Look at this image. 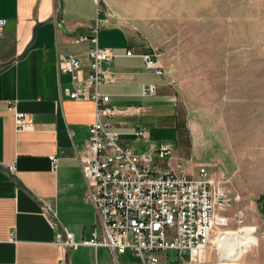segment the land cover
Returning <instances> with one entry per match:
<instances>
[{"label": "crops", "instance_id": "crops-1", "mask_svg": "<svg viewBox=\"0 0 264 264\" xmlns=\"http://www.w3.org/2000/svg\"><path fill=\"white\" fill-rule=\"evenodd\" d=\"M62 1L60 7L59 0H0L5 20L0 38V264H142L129 250L113 255L105 246L62 247L56 242L61 226L75 241L101 232L78 161L96 105L62 92L69 75L58 71L57 54H77L86 65L89 42L72 40L89 35L95 18L106 10H97L93 0ZM98 44L115 54L108 81L98 86L109 96L112 113L100 120L135 152L160 142L179 152L180 92L167 75L145 67L139 54L151 51L150 44L112 20L100 28ZM149 84L156 91L144 97L142 88ZM16 112L26 114L27 128H16ZM185 123L197 135L193 116ZM139 128L145 138H135ZM7 163L14 165L13 171Z\"/></svg>", "mask_w": 264, "mask_h": 264}, {"label": "rangeland", "instance_id": "rangeland-1", "mask_svg": "<svg viewBox=\"0 0 264 264\" xmlns=\"http://www.w3.org/2000/svg\"><path fill=\"white\" fill-rule=\"evenodd\" d=\"M97 6L107 24H124L150 44L139 56L157 54L162 75L180 92L174 155L189 160L192 174L205 167L232 198L226 223L213 227L201 259L184 254L182 261L169 251L167 264H219V242L211 238L250 226L258 243L238 264H264V0H98ZM189 115L197 135L185 123Z\"/></svg>", "mask_w": 264, "mask_h": 264}, {"label": "built area", "instance_id": "built-area-1", "mask_svg": "<svg viewBox=\"0 0 264 264\" xmlns=\"http://www.w3.org/2000/svg\"><path fill=\"white\" fill-rule=\"evenodd\" d=\"M94 2L98 5V0ZM4 24L0 18V38ZM106 24V18L96 17L89 35L72 40L75 44L89 42L86 65L77 54H57L58 71L69 75L62 92L70 99L90 100L96 105V119L78 161L86 197L98 214L101 232H94L89 240L75 241L72 233L61 226L56 231V242L62 247L105 246L113 255L129 250L142 264H167L169 251L182 261L184 254L188 261H199L210 244L213 227L226 223L223 211L232 198L205 167H199L196 174L186 170L189 160L174 155L167 143L135 152L131 146L121 144L119 133L100 120L101 115L112 113L109 96L98 90L108 81L115 57L109 47L98 44L97 34ZM126 54L131 56L132 52ZM140 56L148 70L162 75L164 68L157 54ZM155 90L150 84L143 88L142 95H151ZM9 108L14 109L15 103L11 102ZM15 122L18 130L28 126L22 112L15 113ZM145 133L141 128L134 131L137 139ZM56 160L52 157L53 167ZM6 166L14 170L13 164ZM54 217L53 212L52 224L56 225Z\"/></svg>", "mask_w": 264, "mask_h": 264}, {"label": "bare ground", "instance_id": "bare-ground-1", "mask_svg": "<svg viewBox=\"0 0 264 264\" xmlns=\"http://www.w3.org/2000/svg\"><path fill=\"white\" fill-rule=\"evenodd\" d=\"M217 241L219 264H238L243 254L258 243V237L255 234V227L250 226L238 231L220 232L214 240L211 238V242Z\"/></svg>", "mask_w": 264, "mask_h": 264}, {"label": "water", "instance_id": "water-1", "mask_svg": "<svg viewBox=\"0 0 264 264\" xmlns=\"http://www.w3.org/2000/svg\"><path fill=\"white\" fill-rule=\"evenodd\" d=\"M59 2H60V7H62L63 1L62 0H59Z\"/></svg>", "mask_w": 264, "mask_h": 264}]
</instances>
